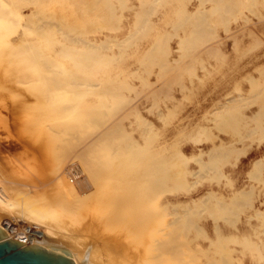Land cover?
Returning <instances> with one entry per match:
<instances>
[{"label":"rangeland","instance_id":"374dc122","mask_svg":"<svg viewBox=\"0 0 264 264\" xmlns=\"http://www.w3.org/2000/svg\"><path fill=\"white\" fill-rule=\"evenodd\" d=\"M86 1L87 3L84 2L83 4L82 0H69V3L67 0H48V2L47 0H0V6L5 9L11 8L12 12L9 16L14 19L10 24L7 17L1 18L0 26L2 28H0V31L9 28L11 25L16 26V14L22 17L26 16L28 21H32L31 8L39 6V14H45L47 17L56 19L60 16L68 23L74 24V26L78 25L79 27L75 26L78 28L79 34L77 35L85 40L94 39L100 42L106 35L112 37L106 40L108 43L107 49L104 47L106 41L98 44L100 47H98L97 53L102 61L98 64L97 73H92L90 76L96 79L105 78V85L110 87V90L115 89L116 96L118 90L120 91L119 94L124 95H118L120 98L117 96V99L116 96H112L113 94L109 96L112 92L109 91L110 94L106 93L107 87L104 86V82H101L103 85L100 84L98 89L103 90L101 92L99 89V94H97V90H92L82 93L83 95L81 94L77 98L69 96L67 99L74 102L78 101L82 105L96 104L105 100L108 107H102L103 110L106 112L107 108H112L113 113L122 111L119 105L120 100L118 101V99H121V102H124L122 105L127 103V108L122 113H115L114 116L111 110L108 109L111 114L107 112L111 115H107L108 118H113L109 119L111 121L108 122L109 126H115L117 123V127H120L117 131L124 133L120 137L118 136L120 145L126 150L138 147L141 149L142 155L162 152V154L169 157L172 166L177 162L174 168L171 167L173 172L171 176H174L173 178L177 182H174L173 178H169L164 182L163 188L165 187L167 191L166 189L163 191V188L159 191L157 212L158 219L161 217V223L174 219L177 228L176 235H179L176 240L183 241L186 245L193 247L192 250H188L191 256L192 254L194 256V260L189 256L190 263L193 262L191 264L206 262L211 258L217 259L220 264H226V262L227 264H264V215L259 216L257 213L259 210H264V162L260 167L253 168V162L264 155V0H241V3L237 0L234 2L233 7L236 8L237 6L240 14L238 10V13L235 12V9L233 12V8L230 9L233 13L227 10L225 15L224 11H218L224 18L221 14H216L217 11H214L213 14V11H207L206 13L210 16L205 25L209 26L207 28L205 26V28L211 34H213V30L214 34L209 33L208 35L207 33V35H204L205 32L201 35L204 37L198 36L199 41L197 43L192 42L193 45L198 46L200 44V49H197L196 45L194 46L193 49H196L193 50L194 55H190L191 49H188L190 52L188 54L187 50H182V48L187 47L181 48L180 46L182 37L185 39L188 30L192 28L187 22L183 23L184 14L182 13H184V10H193L196 5L212 7L214 5L213 0H205L206 2L203 3L202 0H176L174 4L172 0H163V2L162 0H106L107 2L101 0V3L105 2L111 6L107 5L108 9L106 8L105 13L103 6L98 4L97 7H102L103 12L100 15L96 12L99 16L96 15L97 19L93 20L94 22L91 24V15L94 19V14L93 11L89 13V9L97 5H93L92 1L95 3L97 1ZM124 1L126 4H123ZM251 1L254 3H250ZM61 3L64 5L62 6ZM121 4H123V7ZM251 4L255 5L252 6ZM248 5L249 8L247 9ZM97 7L93 10L96 11ZM150 7L154 8V12L149 11ZM141 9H146L148 14L146 10L145 12ZM136 11H139L142 15ZM107 13L110 16L106 15ZM231 13L233 15L235 13V18ZM149 14L152 15L149 16ZM144 15L145 17H143ZM219 15L223 18L222 21ZM106 16L108 19L110 18L109 23L104 24L105 22L102 21L103 26L96 27L102 23H100V17L106 18ZM226 16L229 17V19L227 18L229 26ZM76 17L77 21L75 20ZM145 18H147L145 23L148 26L144 24ZM140 20H143V22ZM180 23L184 25H180ZM140 24L143 25L139 26ZM175 26L176 28H174ZM139 27L142 28L139 29ZM91 28L95 31L91 32ZM34 34L32 31L27 33L32 37ZM27 35H19L18 37L11 35V37L15 36L11 40L13 44L0 46V179L14 187L22 185L25 192L33 199L39 200L42 205L48 206L50 208L49 217L53 218V222L59 220L68 222L66 232H63L62 228L60 229L63 232L62 234H67V231L74 228L75 230L72 229V231L74 233L77 231L75 236L79 235L76 237H79L80 240L83 239L82 244L93 253L97 262L106 261L108 264L144 263L142 254L146 244L142 245L140 243H146L147 237L144 235L141 237L143 242L139 241V236L134 235L135 229L128 223L129 220L115 214L111 206L112 197L108 186L105 185L102 188L88 186L86 193L80 194V187H84L83 180L80 178V183L79 178L76 179L77 177L71 175V171L74 175L76 170L75 172L73 170L75 167H80V165L73 166L72 164V167L68 161L67 165L70 166H66V161L63 160L65 158L58 159V149L55 145V123H63V121H59L61 118H57L56 114L48 113L47 110L52 106V102L44 96L43 89L40 85L39 87L36 85L37 88L34 84L28 82V79H25L23 73L20 72L18 65L12 63L9 58L10 54L15 51L14 44L23 43L24 39L28 38ZM165 35L167 38H165ZM210 35L213 41L207 40L208 37L211 38ZM130 36L132 38L129 39ZM200 37L204 40L206 38L207 41H200ZM49 38L52 41L49 42ZM54 38L63 39V36L59 33L55 36L47 34L40 37L43 47L46 50L48 49L47 53L55 54L54 49L61 47L57 43L53 46ZM193 38L196 42L197 37ZM164 39H166L165 42ZM189 40L191 39L189 38ZM113 41L116 42L111 43ZM116 43L117 45L120 43L119 47L117 46L118 48L115 47ZM155 43H157V47L160 44L163 46H160L159 49ZM190 43L187 42V45L191 46ZM68 44L71 43L68 42ZM201 45L204 46L201 47ZM75 46L79 49L85 48V45L80 42ZM151 47L156 49H151ZM166 47L168 48L167 52L170 53L168 56L165 55ZM119 48H124V53ZM152 50H155V54L157 52L156 59L153 57L155 54L152 53ZM183 53L191 56L192 60L191 57H186L187 55L185 56L187 59L183 57ZM158 54L161 57L162 54L165 55L162 57L164 59L162 60L163 63L158 64L164 65L163 69L165 68V70L171 69L173 73L170 70L167 71L169 73H165L163 69L160 71L161 68L159 69L157 62L161 60V57ZM144 56L148 57L144 58ZM61 57L62 59H60ZM61 57L57 58L64 63L63 67L73 68L75 66L72 57ZM111 57L115 61L108 60V58L112 59ZM193 58H196V61ZM165 60L167 61L165 62ZM181 60L183 61L182 64L179 62ZM103 61H106V63ZM176 61L178 62L176 63ZM190 65L193 70H191ZM145 68L146 71H151L150 75L145 71ZM184 68L186 69L185 72L181 71ZM133 72L135 73L133 74ZM180 73L181 76L177 77ZM160 74H162V77H166L161 80ZM172 76L173 79L171 80ZM177 78L182 79L180 81L185 88L181 87V82V85L178 84ZM251 78H253V82L255 81L254 83H252ZM111 82H114L113 85ZM125 84H128V86ZM149 84L150 87L147 86ZM122 86L125 87V90H122ZM135 91L139 92L140 95H137ZM259 92L261 93L259 94ZM111 99L118 103L114 105ZM239 99L240 102H238ZM154 100L157 106L153 103ZM129 101H132L131 105H129ZM242 104L245 106L242 107ZM152 105L153 108H151ZM158 111L160 112L158 113ZM258 114L261 115L258 116ZM85 117L89 118V115ZM139 121L140 123L145 121L144 128L147 130L139 127ZM217 128L222 129L218 130ZM236 129L237 132H234ZM130 133L131 135H129ZM148 137H152V139ZM121 138L124 140L130 138L131 141L125 140L124 142ZM24 143L27 144L28 149L23 146ZM128 143L130 144L128 145ZM216 144H223L219 147L220 152L218 151L219 154L217 155V150L214 148ZM31 146L36 147L39 152L33 153ZM226 151H228L227 154ZM183 153L187 156L184 157ZM62 160L65 165L61 167ZM76 180H78L77 183ZM175 188L178 189L175 190ZM241 188L250 189L249 194L243 199L232 202L234 191ZM209 190H216L217 197L196 204L194 199H198ZM251 192L252 194H250ZM238 201H242L244 207L241 203L242 206L239 205ZM237 205L239 207L235 208ZM100 206L102 208L105 206L104 211ZM187 206L189 207L187 208ZM203 207H205V211ZM96 209L101 210L100 212L103 211V213L99 212L98 215ZM232 211H235L237 215H234L235 213ZM226 215L230 216V219L225 218ZM102 218L106 219L105 221L107 219L113 220L114 224L108 222L109 225L107 224V226ZM189 218L193 221L191 223H194L195 229L194 227L191 228L192 224ZM187 222L191 226H186ZM220 236L221 238H218ZM220 244V247L209 246ZM200 245L209 246L205 254L197 250ZM225 248L228 251H224ZM226 252H228V255L225 256Z\"/></svg>","mask_w":264,"mask_h":264},{"label":"bare ground","instance_id":"6f19581e","mask_svg":"<svg viewBox=\"0 0 264 264\" xmlns=\"http://www.w3.org/2000/svg\"><path fill=\"white\" fill-rule=\"evenodd\" d=\"M63 1H66V0H63ZM82 1H83L82 2L83 4H84V2L87 3L86 0L85 1L82 0ZM95 1H97V2L95 3L92 1L93 5L97 4L95 6V7H97L98 4H100V6H103V8H104V12L107 8V5L108 6L110 5V4L105 3V2L101 3L100 2L101 0H99V1L95 0ZM175 1L176 0H172L173 4ZM199 1H201V0H199ZM206 1H208V0H206ZM206 1L202 0L201 2L203 3ZM213 1H214V5H212V7H204L201 5H196L193 10H190V9L186 10V11L184 10V13H182V14H184V19H183L184 22L183 23L187 22L188 24H190L192 26V28L188 30L185 39L182 37V40L180 42V46H181V48L184 46L187 47V48H182V50H187L188 54L190 53L188 51V49H191L192 51H191L190 55L195 54V52L193 54V50H196V49H193V48L196 47L197 49H200L199 48L200 44H198V46L196 44H195L196 46L193 45L194 43H197V41H199L198 36H201L205 32L206 33L204 35H207V33H208L207 32L208 30H206V28L209 25L206 26L205 24H207V19L209 18L210 15H208L206 13L207 11H209V10H211V12L213 11L212 14L214 13V11L215 12L216 11L217 12L218 11H224V15H225V11H227V10L229 11L231 8H233V12H234V9H235V12H237V10L239 12V8L237 9L236 5H235L236 8L233 7L234 2L237 0H213ZM238 1L241 3V0H238ZM47 2H48V0H47ZM67 2L69 3V0H67ZM142 2H144V1H142ZM162 2H163V0H162ZM252 2L253 1H251L250 3H252ZM250 3H248V4H250ZM105 4H106V6H105ZM123 4H126V2L124 1ZM123 4H121L122 7H123ZM0 5H1V3H0ZM61 5H62V3H61ZM251 5L254 6L255 4H251ZM113 6H114V4H113ZM70 7H72V6L70 5ZM81 7H82V5H81ZM93 7L92 8L90 7V9H89L90 10L89 13H92L91 11H93V14H94V16H93L94 19L92 18V15H91L92 21L90 22V24L92 22H94L93 20L97 19L96 15H98V13L100 15L103 12L102 7H100L102 10L99 7H97L98 9L101 10V12H100V10L98 11L97 8H96V11H94L95 7L94 8ZM248 8H249V5H248L247 9ZM62 9H63V7H62ZM153 9L154 8H151V9H149V11L151 12V10L153 11ZM250 9H252V7H250ZM39 10H40L39 6L31 8V12H32L31 14L33 16L32 21H28L26 19V16L22 17L21 15L16 14V26H14V25L10 26L11 21L13 22V20H14L13 17L11 18L9 16V14H11L10 12H12V10H11V8L5 9L4 7L0 6V19L7 17V19L9 21L7 19L6 20L8 21V23H10L9 28H4V29H1V31H0V34H1L0 35V46L1 45H8V44L12 45L13 41H11V40L15 36H17V37L19 35L25 36V35H27V33L29 31H32L33 33H35L33 37L30 35H27L28 38L24 39L23 43L22 42L15 43L14 44L15 51L13 54H10L9 58L12 61V63L14 62L15 64L18 65L20 72L23 73L25 79L26 78L28 79V82L34 84L35 87H37L36 85H38V87L40 85L41 89H43L44 96L49 101L52 102V106H50L47 110L48 113H50L52 115L56 114L57 118H61V119H59V121H63V123L62 122H56L55 123V126H56V128H55V132H56L55 145L57 146V149H58V154H57L58 159L59 158H62V159L65 158L63 160L66 161L65 162L66 166H70V165L72 166V164H73V166L80 165V167H78V168L75 167L74 170L72 168L73 172H75V170H76V173L74 175L72 174V171H71L72 176L77 177L76 179L81 178L83 180L82 183H84V187H82V188L80 187V194H85L86 188L88 186H95L98 188H102L105 185L108 186L110 196L112 197L111 206L113 207L115 214H117V216H120V217H123V218H126L129 220L128 223H130L132 228L135 229L134 235L137 237L139 236L138 237L139 241L143 242V239L141 237H143L144 235L147 237V240L145 239L146 243L145 242L140 243L142 245L146 244L145 248L143 249L142 257H144V263H142V264H191V263H193V262L190 263L189 256L192 257V260H194L193 259L194 256H193V254L191 256V253L188 252V250H192L193 247L191 245H186L183 241L176 240V239H178L179 235H176V229L177 228L175 227V220L171 219L169 221H165L164 223L163 222L161 223V221H160L161 217L158 219L157 197H158L159 191L163 188L164 182L167 179H169V178L172 179L174 177V176L173 177L171 176V173H173L171 170V167L174 168L175 163H177V162H175L174 165L172 166L169 157L162 154V152H160L158 154H152V155H142L141 149L138 147H136V148L134 147L132 150H126L123 146H121L119 143L120 139L118 141V136L120 137L124 133L117 131L120 128V127H117L118 126L117 123L115 124V126H109L108 122H111L110 120L113 118H108L107 115L111 114L109 110H111L112 108H107L106 112L103 110L104 106L108 107V105H106L105 100H102V102L104 101L105 104L100 101L99 103H96V104L95 103L94 104L89 103L87 105H85V104L82 105L78 101L74 102V101H69L67 99V97H69V96L77 98V96L81 95L82 93L84 94V92L86 93V91H92V90L93 91L97 90L96 92H97V94H99L98 92L99 91L102 92V90H103V89L101 90L100 88H99L100 90L98 89L101 82H104V86L107 87V85H105V83H106L105 78H103V79L91 78L90 74L97 73L96 71L98 69L97 68L98 64L100 63V61H102V60H100L98 53H97V49H99L98 47H100V45H98V44L104 43L106 40H108L112 37L106 35L105 38L101 39L100 42L97 40H94V39L93 40H85L81 36L77 35V34H79L78 30H77L78 29L77 27H79L78 25H75V26H77V27H75L74 24L68 23L67 20L62 19L60 16H58L59 19L58 18L56 19V18L47 17V16H45V14L44 15L39 14ZM141 10L145 11L146 9H141ZM96 12H98V13L96 14ZM136 12L138 14H140L139 11H136ZM229 12H232V11L230 10ZM251 12H253V11L251 10ZM109 13H111V12H109ZM232 13H231V15L234 16V18H235V13H234V15ZM147 14H148V11H147ZM147 14H145V15H147ZM216 14H221V13L218 12ZM239 14H240V12H239ZM106 15L110 16V14H108V13ZM140 15H142V14H140ZM145 15L143 17H145ZM151 15L149 14V16H151ZM221 16H222V14H221ZM221 16L219 15V17H221ZM227 16L225 17L226 21H227V18L229 19V17H227ZM222 17H221V21L224 18V17L223 18ZM64 18H65V16H64ZM100 18H101L100 23L103 21V22H105L104 24H106V22H108L110 19V18L108 19L107 16H106V18L105 17H100ZM146 19L147 18H145V20L143 19L144 24H145V26H148V24L145 23ZM75 20L77 21V17ZM143 20H140V21L143 22ZM3 21H4V19H3ZM70 21H72V19H70ZM117 21H119V20H117ZM103 22L101 23L100 26H96V27L103 26ZM228 22L229 21H227V24H228ZM183 23H180V25H184ZM141 25H143V24H140L139 26H141ZM224 25H225V22H224ZM205 26H206V28H205ZM228 26H229V24H228ZM0 28H2V27L0 26ZM141 28L139 27V29H141ZM174 28H176V26ZM118 30H119V28H118ZM92 31H95V30L93 28H91V32ZM143 31H144V29H143ZM59 33L62 34L63 39L54 38L53 39V42H54L53 46L57 43V44L61 45V47H58L57 49L53 48L55 54L47 53L48 49L46 50L43 47L40 37L47 35V34L55 36ZM209 33H208V35H209ZM212 33L214 34L213 30H212ZM188 34H189V37H188ZM213 34H211V35H213ZM11 35H15V36L11 37ZM166 35H168V34H166ZM166 35H165V38H167ZM132 36H134V34H132ZM193 37H195V38L197 37L196 42H195V39ZM201 37H204V36H201ZM201 37H200V39H201L200 41L204 40V38H201ZM206 37H208V36H206ZM130 38H132V37L130 36L129 39ZM189 38L192 41L189 40ZM209 38L210 37L207 38L208 41L212 40V36L210 39ZM134 39H135V37H134ZM213 39H214V37H213ZM19 40L22 41V39H19ZM165 40L166 39H164V42H165ZM169 40H171V39H169ZM205 40H206V38H205ZM50 41H52V40L50 39L49 42ZM68 42H70L71 44H68ZM79 42L83 43L85 45V48H81V49L77 48L75 45ZM115 42L116 41H113L111 43H115ZM187 42H191L190 43L191 46L187 45ZM192 42H194V43L192 44ZM130 43L132 44V42H130ZM185 43H186V45H184ZM119 44L117 45V43H116L115 47H117V46L119 47ZM155 44L157 47V43H155ZM162 44H163V41H162ZM162 44H160V45L158 44L159 46L157 48L160 49V46L161 47L163 46ZM205 44H207V42H205ZM101 45L103 46V44H101ZM107 45H108V43L106 41V44L104 45V47L106 49L108 48ZM45 46H47V45H45ZM202 46H204V45H201V47ZM121 47H123V46H121ZM154 47H151V49ZM105 48H103V49H105ZM119 49L122 50V52L124 53V51H125L124 48H122V49L119 48ZM154 49H156V48H154ZM152 51H150V52H152ZM154 51L152 52L153 54H155ZM165 51H166L165 55L168 56V54H170L169 52H167L168 48H167V50L165 49ZM158 53H160V52H158ZM156 54H157V52H156ZM156 54H155V56H153V57H155V59H156ZM158 55H160V54H158ZM162 55L165 56L164 54H162ZM186 55H184V53H183V57H185ZM61 56L72 57V59L75 63V66L73 68L63 67L64 63L58 59ZM150 56L152 57V55H150ZM188 56L189 55H187L186 57H188ZM209 56H210V54H209ZM146 57H148V56H146ZM146 57L144 56V58H146ZM160 57H161V55H160ZM162 57L160 58L161 60L159 62H157V66H159V69L161 68L160 71H162L163 67H165L164 65L158 64L160 62L163 63L162 60H164V59ZM190 57L191 56H189L188 58H190ZM111 58L112 59L108 58V60H110V61L114 60L113 57H111ZM118 58H120V57L118 56ZM181 58H182V56H181ZM60 59H62V57ZM193 59H195V61H196V58H193ZM150 60H151V58H150ZM191 60H192V57H191ZM106 61L105 62L103 61V62L106 63ZM166 61L167 60H165V62ZM195 61L193 60V62H195ZM177 62L178 61H176V63ZM179 62H180V64H182L183 61L181 60ZM107 63H109V62H107ZM149 63L150 62L148 61V64ZM110 64H111V62H110ZM154 66H155V64H154ZM160 66H162V67H160ZM185 66H187V65H185ZM201 66H203V65H201ZM187 67H189V66H187ZM190 67L192 68L191 65H190ZM166 69H169V68H166ZM173 69H175V68H173ZM146 70L147 69L145 68V71ZM163 70H165V68ZM169 70H170V72H172L171 69H169ZM169 70H165L164 72L169 73V72H167ZM185 70L186 69L184 68V70L182 69L181 71L185 72ZM191 70H193V68ZM146 72L149 73V75L151 74V71H146ZM188 72L190 73V71H188ZM134 73L135 72H133V74ZM159 73H161V72H159ZM17 74H18V72H17ZM159 76H161V80H162V78L166 77V76L162 77V74H160ZM179 76H181V73L177 77H179ZM137 78H140V77H137ZM142 79H139V80H142ZM172 79H173V76L171 77V80ZM251 79H252V83H254L255 81L253 82V78H251ZM180 80H182V79L177 80V82L179 81L178 82L179 85L182 84V82ZM180 82H181V84H180ZM113 83H112V85H113ZM178 84L176 83V85H178ZM101 85H103V84H101ZM125 85L128 86V84H125ZM253 85H255V84H253ZM108 86H109V84H108ZM143 86H144V84H143ZM147 86L150 87V84ZM181 87L185 88L184 84H182ZM41 89H40V91H41ZM110 89H111L110 87H107L106 93L110 94L109 91H111L112 93L109 96H111L113 94L112 96L115 97L116 96L115 93H117V92L115 91V93H114L115 89H113V90H110ZM116 90H117V88H116ZM122 90H125V87L122 86ZM119 92L120 91L118 90V95L121 96L122 93L119 94ZM133 92H134V90H133ZM135 92L137 93V95L139 94V92H137V91H135ZM260 93L261 92H259V94ZM117 96H116V99H117ZM166 96H168V95H166ZM119 100L121 102V99H118V101ZM247 100H250V99H247ZM111 101H112V99H111ZM132 101H134V100L132 99ZM113 102H114V100L112 101V103ZM120 102H119V105L122 107V108L120 107V110L122 109V111H119V112L117 111V113L116 112L113 113L114 110L113 111L111 110L113 115L115 113L116 114L122 113L124 111V109L127 108V105H126L127 103L125 104L126 105L125 106L124 104L122 105V103H124L123 101L121 102V104H120ZM131 102L129 103V105H131ZM238 102H240V99ZM117 103L114 102V105H116ZM153 103L155 104V100ZM123 106H124V108H123ZM237 106H239V105H237ZM244 106L242 104V107H244ZM232 107H234V106H232ZM151 108H153V105L151 106ZM156 109H157V107H156ZM225 109H226V107H225ZM107 112H109V114ZM159 112L160 111H158V113ZM136 113H137V111H136ZM86 115H89V118H86L85 117ZM126 115H127V113H126ZM260 115L258 114V116H260ZM109 116H111V115H109ZM236 117H237V115H236ZM256 119H258V118H256ZM123 120H124V118H123ZM116 122H120V121H116ZM142 122H144V123H140V121L138 122V123H140L139 127L144 128L145 127V121H142ZM256 122H257V120H256ZM229 123H231V122H229ZM233 123H234V121H233ZM258 124H259V122H258ZM146 125H148V124L146 123ZM145 129L146 128H144L143 130H145ZM221 129L222 128H220L218 130H221ZM231 132H233V131H231ZM234 132H237V129ZM153 134H154V132H153ZM207 134L209 135V133H207ZM129 135H131V133ZM199 135H200V133H199ZM262 135H263V133H262ZM249 137H251V136H249ZM149 139H152V137ZM122 140H124V139H122ZM125 140H129V142L131 141L130 138L125 139ZM125 140H124V142H125ZM198 140H199V138H198ZM145 143H146V141H145ZM129 144L130 143H128V145ZM125 145H127V144L125 143ZM221 145L223 146V144H216L215 145L214 148H215V150H217V152L215 151L216 155L219 154L218 151H219V147ZM23 146L26 149H28V146L26 143H24ZM31 149L33 150V153L39 152L36 147L31 146ZM229 152H230V150H229ZM227 153H228V151H226V154ZM238 153H239V150H238ZM183 156L185 157V156H187V154L183 153ZM218 157H220V156H218ZM223 157H224V155H223ZM220 158H222V157H220ZM216 159L218 160V158H216ZM178 160H180V159L178 158ZM218 161L220 162V160H218ZM67 162L71 163V164L67 165ZM263 162H264V155H262V157L256 159L253 162V168L260 167ZM180 163H181V161H180ZM65 164L63 161L62 165H60V166L62 167ZM180 165H182V164H180ZM184 165H186V164H184ZM66 166H65V168H66ZM176 166H177V164H176ZM211 166H212V164H211ZM67 168H70V167H67ZM216 168H217V166H216ZM205 171H206V169L204 170V172ZM174 172H175V170H174ZM214 173L215 172L213 170V174ZM206 174H208V173H206ZM252 174H255V173H252ZM172 175H174V174H172ZM201 175H203V174H201ZM201 175H199V176H201ZM67 176H68V174H67ZM181 176H183V175H181ZM252 176L254 177V175H252ZM175 178L177 179L176 176H175ZM69 179H70V177H69ZM81 179L79 180L80 183H81ZM179 179H181V178H179ZM173 180H174V178H173ZM77 182H78V180H76V183ZM174 182H177V181L174 180ZM181 187H182V185H181ZM163 189L162 190L165 191L166 188L164 187ZM177 189L175 188V190H177ZM166 191H167V189H166ZM249 191H250V189H247V188L246 189L245 188L237 189L236 191H234V196L232 197L233 198L232 202H234V200L236 201L238 199L245 198L249 194ZM74 192H75V190H74ZM161 193H162V191H161ZM250 194H252V192ZM216 197H217V191L216 190H209L207 193H205L204 195H202L198 199H194V201L197 204L199 202H204V201H207L209 199L216 198ZM71 199H72V197H71ZM67 200H70V199H67ZM220 203H222V202L220 201ZM238 204L241 205L242 207H244V203L242 201H240ZM98 205H102V204H98ZM239 205H237V207H235V208H238ZM188 207L189 206H187V208ZM221 207L222 206H220V208ZM100 208H102V207L100 206ZM100 208L98 207V209H100ZM203 208L205 211L206 210L205 207H203ZM102 209L104 211L105 206H103ZM223 209H218V210H223ZM49 210H50V208L48 206L42 205V203L39 200L33 199L27 192H25V189L22 187V185L14 187L11 184H8V183H6L0 179V227L6 231L8 236H10L11 238H14L18 241L25 242V244H30V245L38 244V245H42V246L47 247V248H55V249L66 248L70 251L71 256L75 260L76 264H108L106 261L97 262L94 259L93 253L91 251L87 250L85 248L84 244H82L81 241L83 239L81 238L82 240H80V239H78L79 237L78 238L76 237L79 235L75 236L77 231L74 233L72 231V229L75 230L74 228L71 229L70 227H68L69 229H71V231L69 230V231H67L68 232L67 234H62L64 231L66 232V230H68L67 229L68 222H66L65 220H59V221L53 222L52 221L53 218L51 219V217H49ZM100 211L101 210H99V211L97 210L98 215H99ZM103 211L100 213L102 214ZM198 211H199V213H201L200 210H198ZM193 212H195V211H193ZM202 212H203V210H202ZM232 212L235 213V211H232ZM162 213H164V212L162 211ZM169 213H171V212H169ZM176 213H177V211H176ZM187 213H188V211H187ZM219 213H220V211H219ZM234 213H232V214H234ZM257 213L259 216L264 215V210H259V212H257ZM229 215H231V214H229ZM234 215H237V213H235ZM212 216H213V214H212ZM226 216L227 217H225V218L230 219V216H228V215H226ZM231 217L233 218V216H231ZM179 219H180V217H179ZM105 220L103 219V222H106V225L108 224V222H109V224L110 223L114 224L113 220H109V219H107V221H105ZM232 220L234 221V219H232ZM158 222H159V224H158ZM191 222H193V221L190 219V223ZM226 222H227V219H226ZM190 223L188 224V222H187L186 226L187 225L191 226ZM193 224H192L191 228L194 227ZM195 225H196V223H195ZM196 227L198 228L197 225H196ZM61 228H62L63 232L60 231ZM186 229L188 230V227ZM194 229H195V227H194ZM196 232H197V230H196ZM184 233H186V231H184ZM218 238H221V236ZM178 242H180L179 243L180 245L178 244ZM191 242H192V240H191ZM183 244H185V245H183ZM209 246L220 247L221 244L220 245H209ZM209 246L205 247L204 245H200L199 246L200 248H197V250L199 252H201L202 254H205L206 251L208 250ZM223 250L228 251V249H226V248ZM220 252H221V250H220ZM226 255H228V252H226L225 256ZM222 256L225 258L224 254H222ZM199 264H220V263L217 259L211 258L210 260H208L206 262H201ZM226 264H227V262H226Z\"/></svg>","mask_w":264,"mask_h":264},{"label":"water","instance_id":"95a60500","mask_svg":"<svg viewBox=\"0 0 264 264\" xmlns=\"http://www.w3.org/2000/svg\"><path fill=\"white\" fill-rule=\"evenodd\" d=\"M0 264H76L66 248L25 244L8 236L0 227Z\"/></svg>","mask_w":264,"mask_h":264}]
</instances>
